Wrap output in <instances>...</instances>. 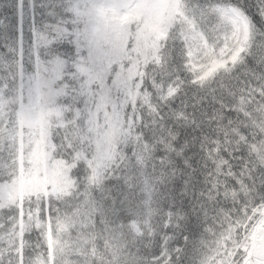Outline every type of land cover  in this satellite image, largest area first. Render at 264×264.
<instances>
[{
    "label": "snow or ice",
    "instance_id": "snow-or-ice-1",
    "mask_svg": "<svg viewBox=\"0 0 264 264\" xmlns=\"http://www.w3.org/2000/svg\"><path fill=\"white\" fill-rule=\"evenodd\" d=\"M0 264H264V0H0Z\"/></svg>",
    "mask_w": 264,
    "mask_h": 264
}]
</instances>
